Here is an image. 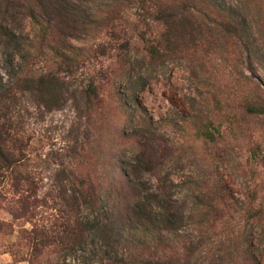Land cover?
<instances>
[{
	"label": "rangeland",
	"instance_id": "1",
	"mask_svg": "<svg viewBox=\"0 0 264 264\" xmlns=\"http://www.w3.org/2000/svg\"><path fill=\"white\" fill-rule=\"evenodd\" d=\"M217 1L248 18L243 40L225 39L164 65L144 56L132 28L129 74H121L113 51L101 53V42L110 39L102 27L93 25L85 40L55 44L56 52L47 47L41 52L27 10L10 0L8 16L2 17L0 4V21H9L34 47L31 54L18 46L6 49L0 38V125L8 123L4 128L23 139L20 164L0 167V264H104L98 239L75 245L72 252L67 247L71 218H93L83 204L74 211L69 207L77 188L71 178L89 172L109 190L114 167H129L143 151L171 185L178 205L209 188L217 196L227 188L239 199L234 215L249 199L264 205V113L244 109L246 100L264 102V0ZM82 5L89 7L86 0ZM64 51L69 65L56 55ZM21 69L31 77L51 72L64 79V104L48 107L15 87ZM90 82L99 95L88 99ZM209 121L222 132L215 141L201 136L213 127ZM145 179L148 187L158 188L151 174ZM250 230V246L244 248L264 264V232L257 226ZM207 239L217 249L219 243ZM221 240L229 243L227 237ZM249 259L246 255L242 264Z\"/></svg>",
	"mask_w": 264,
	"mask_h": 264
},
{
	"label": "trees",
	"instance_id": "2",
	"mask_svg": "<svg viewBox=\"0 0 264 264\" xmlns=\"http://www.w3.org/2000/svg\"><path fill=\"white\" fill-rule=\"evenodd\" d=\"M17 1L34 21L35 34L39 36L36 47L41 52L45 47L56 52V45L65 47L68 40H85L93 25L99 26L110 38L101 42V53L107 56L114 52L121 74L133 70L130 59L134 45L129 35L132 28L143 46L144 56L165 65L174 56L203 50L225 39L241 41L251 26L247 17H240L232 6L221 5L217 0H86L87 8L82 0ZM0 4L4 6L2 17L8 16L12 3L0 0ZM0 38L6 49L18 46L30 53L34 48L25 41L27 37L17 34L9 21H0ZM48 42L54 47L43 45ZM56 55L63 63L70 64L66 51ZM65 84L64 79L51 72L31 77L21 69L15 87L31 92L48 107L60 108L67 98ZM85 94L88 99L99 95L94 82L88 84ZM244 109L249 113H264V102L246 100ZM2 110L1 107L0 114ZM209 124L213 126L212 121ZM8 125H0V167H15L22 161L23 139L13 137L4 128ZM221 134L217 126H207L201 132L209 141H215ZM128 166L114 167V184L109 190L100 180L95 181L99 176L89 172L71 178L77 188L69 207L74 211L80 203L93 214L92 219L71 218L66 230V244L71 252L75 245L98 239L104 264H242L246 255L250 256L251 264H260L259 258L251 257L244 244L250 246L247 239L250 228L257 226L264 232L262 203L249 199L243 202L240 213L234 215L233 208L239 199L227 188L223 195L218 193L220 196L209 188L207 193H200L195 200L181 206L170 193L171 185L153 167L144 151ZM147 173L156 178L158 188L147 186L148 180H144ZM210 230V236L205 235ZM239 235H245L246 239L235 240ZM222 236L229 239L227 245L222 242ZM208 237L219 243L217 249L208 245Z\"/></svg>",
	"mask_w": 264,
	"mask_h": 264
}]
</instances>
